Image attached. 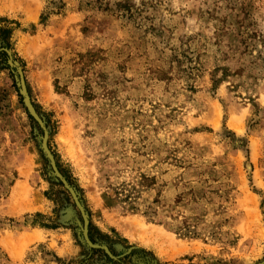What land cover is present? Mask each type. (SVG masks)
Segmentation results:
<instances>
[{
	"label": "rangeland",
	"instance_id": "obj_1",
	"mask_svg": "<svg viewBox=\"0 0 264 264\" xmlns=\"http://www.w3.org/2000/svg\"><path fill=\"white\" fill-rule=\"evenodd\" d=\"M0 29V264H264V0H0Z\"/></svg>",
	"mask_w": 264,
	"mask_h": 264
},
{
	"label": "water",
	"instance_id": "obj_2",
	"mask_svg": "<svg viewBox=\"0 0 264 264\" xmlns=\"http://www.w3.org/2000/svg\"><path fill=\"white\" fill-rule=\"evenodd\" d=\"M1 51V50H0ZM9 57V65L11 67H13L16 72H17V75H18V83H19V86H20V93H21V96H22V99H23V103H24V106L29 114V116L33 119V121L37 124V126L39 127V129L42 131V139H41V148H42V151L44 153V156L46 157V159L48 160L49 162V166H50V169H51V174L52 176L57 180L59 181L63 187L70 193L72 199H73V202L82 218V237L84 239V242L85 244L90 247V248H99V249H103L107 255L111 258V259H114V257H112L109 252L107 251L106 248H102V247H97V246H93L88 237H87V225H88V221H87V216L82 208V206L80 205L76 195L74 194L73 190L69 187V185L67 184V182L63 179V177L60 175V173L58 172L56 166H55V162L53 160V157L51 156L50 152L48 151V148H47V130L42 122V120L38 117V115L36 114L31 102H30V99H29V96L27 94V90H26V87H25V83H24V80H23V76H22V73H21V70L20 68L13 62V60L10 58V54L8 51H5L3 50Z\"/></svg>",
	"mask_w": 264,
	"mask_h": 264
},
{
	"label": "trees",
	"instance_id": "obj_3",
	"mask_svg": "<svg viewBox=\"0 0 264 264\" xmlns=\"http://www.w3.org/2000/svg\"><path fill=\"white\" fill-rule=\"evenodd\" d=\"M0 32H1L2 34H6L7 30H6V29H0Z\"/></svg>",
	"mask_w": 264,
	"mask_h": 264
},
{
	"label": "bare ground",
	"instance_id": "obj_4",
	"mask_svg": "<svg viewBox=\"0 0 264 264\" xmlns=\"http://www.w3.org/2000/svg\"><path fill=\"white\" fill-rule=\"evenodd\" d=\"M17 191H18V190H17ZM130 226H131V225H130ZM133 227H134V226H133ZM127 228H129V226H128ZM146 233H147V232H146ZM149 234H150V233H147L148 236H149ZM143 235H144V234H143ZM145 235H146V234H145ZM145 235H144V236H145ZM159 236H160V235H159Z\"/></svg>",
	"mask_w": 264,
	"mask_h": 264
}]
</instances>
